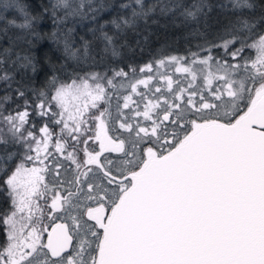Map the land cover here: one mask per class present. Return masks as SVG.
<instances>
[{
	"label": "snow or ice",
	"instance_id": "obj_1",
	"mask_svg": "<svg viewBox=\"0 0 264 264\" xmlns=\"http://www.w3.org/2000/svg\"><path fill=\"white\" fill-rule=\"evenodd\" d=\"M0 264H264V0H0Z\"/></svg>",
	"mask_w": 264,
	"mask_h": 264
},
{
	"label": "trees",
	"instance_id": "obj_2",
	"mask_svg": "<svg viewBox=\"0 0 264 264\" xmlns=\"http://www.w3.org/2000/svg\"><path fill=\"white\" fill-rule=\"evenodd\" d=\"M156 35L152 36L149 45L146 46L144 53L141 57L147 60L153 54H161L166 50H183L185 41L181 35V31L169 29L167 31L156 29ZM173 54H175L173 52Z\"/></svg>",
	"mask_w": 264,
	"mask_h": 264
},
{
	"label": "rangeland",
	"instance_id": "obj_3",
	"mask_svg": "<svg viewBox=\"0 0 264 264\" xmlns=\"http://www.w3.org/2000/svg\"><path fill=\"white\" fill-rule=\"evenodd\" d=\"M252 55H254V57L256 56V53H255V51L253 50L252 51V53H251Z\"/></svg>",
	"mask_w": 264,
	"mask_h": 264
},
{
	"label": "flooded vegetation",
	"instance_id": "obj_4",
	"mask_svg": "<svg viewBox=\"0 0 264 264\" xmlns=\"http://www.w3.org/2000/svg\"><path fill=\"white\" fill-rule=\"evenodd\" d=\"M254 57V55H252Z\"/></svg>",
	"mask_w": 264,
	"mask_h": 264
}]
</instances>
